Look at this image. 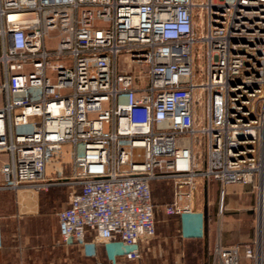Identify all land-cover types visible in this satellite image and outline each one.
<instances>
[{
    "label": "built area",
    "instance_id": "obj_1",
    "mask_svg": "<svg viewBox=\"0 0 264 264\" xmlns=\"http://www.w3.org/2000/svg\"><path fill=\"white\" fill-rule=\"evenodd\" d=\"M0 68V188L70 186L65 243L140 260L152 182L184 216L216 181L221 215L228 186L256 195L258 239L216 246L213 264H264V0H0Z\"/></svg>",
    "mask_w": 264,
    "mask_h": 264
},
{
    "label": "crops",
    "instance_id": "obj_2",
    "mask_svg": "<svg viewBox=\"0 0 264 264\" xmlns=\"http://www.w3.org/2000/svg\"><path fill=\"white\" fill-rule=\"evenodd\" d=\"M0 98L2 104L3 93ZM9 159L8 155H0V170ZM68 165H62L61 177L49 168L47 179L68 178ZM2 180L0 172V184ZM219 190L216 181L201 184L192 204L188 200L181 204H191L190 213L168 215L165 207L174 201L173 185L168 181L152 182L156 236L142 242L141 259L131 261L124 255L127 248L119 243L97 244L87 249L83 244L70 245L62 240L57 214L68 207L70 186L55 185L45 191L30 186L0 188V264H101L106 258L112 264H213L216 246L248 244L258 239L256 226L254 231L253 226L249 227L247 212L251 208L241 196L243 186L227 187V210L223 215L217 211ZM254 206L256 209L257 201ZM93 242L94 233L88 232L85 243ZM240 264H253V260L242 251Z\"/></svg>",
    "mask_w": 264,
    "mask_h": 264
},
{
    "label": "rangeland",
    "instance_id": "obj_3",
    "mask_svg": "<svg viewBox=\"0 0 264 264\" xmlns=\"http://www.w3.org/2000/svg\"><path fill=\"white\" fill-rule=\"evenodd\" d=\"M3 77H2V70H1V68H0V84L3 82ZM0 105H1V98H0ZM69 167H70V165H68ZM67 173H69V175H71V173H72V171H71V167L70 168H68V171H67ZM237 186V188L238 187H240L241 185H236ZM243 189H244V191H243V193L241 194V196H242V198H245V202H247V204L250 206H248L249 207V211L247 212V214L248 215H250L249 216V218H250V222H249V227L250 226H253V231H254V227L256 226V221L254 222V219H256V217L254 218V213L256 212V215H257V211H256V209H255V206H254V202L255 201H257V197H256V195L251 191V189L250 188H246V187H244L243 186ZM248 190V191H247ZM245 191H246V193H245ZM218 213H219V206H218ZM255 211V212H254ZM254 212V213H253ZM224 213H226V211L224 212ZM252 215V216H251ZM260 239H261V242H263L264 241V231H263V233L260 235Z\"/></svg>",
    "mask_w": 264,
    "mask_h": 264
},
{
    "label": "trees",
    "instance_id": "obj_4",
    "mask_svg": "<svg viewBox=\"0 0 264 264\" xmlns=\"http://www.w3.org/2000/svg\"><path fill=\"white\" fill-rule=\"evenodd\" d=\"M155 211H156V207H155ZM156 222H157V215H156V212H155V223ZM101 264H112V263H111V261L109 259L106 258V259L101 260Z\"/></svg>",
    "mask_w": 264,
    "mask_h": 264
},
{
    "label": "bare ground",
    "instance_id": "obj_5",
    "mask_svg": "<svg viewBox=\"0 0 264 264\" xmlns=\"http://www.w3.org/2000/svg\"><path fill=\"white\" fill-rule=\"evenodd\" d=\"M260 211H261V213H262V216H264V213H263V211H264V210H263V207H261V210H260ZM260 223H261V227L263 228L264 221L261 220ZM263 242H264V241H263Z\"/></svg>",
    "mask_w": 264,
    "mask_h": 264
}]
</instances>
